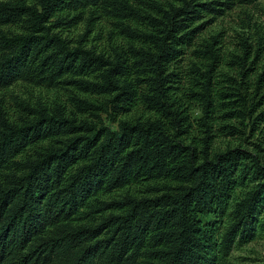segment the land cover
<instances>
[{
  "label": "trees",
  "instance_id": "16d2710c",
  "mask_svg": "<svg viewBox=\"0 0 264 264\" xmlns=\"http://www.w3.org/2000/svg\"><path fill=\"white\" fill-rule=\"evenodd\" d=\"M260 1L0 0V92L73 107L0 97V264H224L264 235V32L198 43Z\"/></svg>",
  "mask_w": 264,
  "mask_h": 264
},
{
  "label": "rangeland",
  "instance_id": "374dc122",
  "mask_svg": "<svg viewBox=\"0 0 264 264\" xmlns=\"http://www.w3.org/2000/svg\"><path fill=\"white\" fill-rule=\"evenodd\" d=\"M250 15L252 17V25L254 29L256 27L262 28L264 32V0H261L258 5L251 6L249 8H237L228 13L225 17L218 19L214 24L209 26L205 30L198 40V43H202L204 40L209 39L211 36L218 33H222L225 38V42H238L241 34V24L246 21V17ZM87 22L82 21L77 26L71 29H62L61 33L64 37L69 39H78V36L84 34L87 31ZM91 31L87 36V44L97 46L99 50H109V42L111 32L114 30V26L110 23L109 19H97L91 26ZM253 29V28H252ZM254 29L251 30L254 33ZM250 36V35H249ZM117 39L113 35V40ZM117 42H120L116 40ZM70 91H65L60 88H45L32 86L27 83L18 82L12 87L0 92V97L4 99L5 107L10 112L12 119H17L18 108L14 102L13 97L19 100H26L30 102H36L41 100L43 104L53 106L55 102L66 105L69 109L73 110L69 97ZM75 110V108H74ZM79 113V112H78ZM230 142L228 140H220L217 148H226ZM235 144V143H234ZM32 153V150L28 152ZM264 263V235H259L252 243L243 247H237L233 250L231 256L224 264H262Z\"/></svg>",
  "mask_w": 264,
  "mask_h": 264
}]
</instances>
